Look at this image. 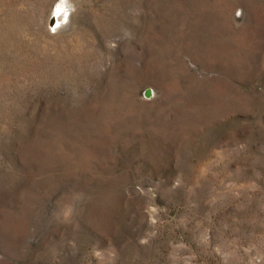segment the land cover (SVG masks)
I'll return each mask as SVG.
<instances>
[{
    "label": "rangeland",
    "instance_id": "rangeland-1",
    "mask_svg": "<svg viewBox=\"0 0 264 264\" xmlns=\"http://www.w3.org/2000/svg\"><path fill=\"white\" fill-rule=\"evenodd\" d=\"M0 264H264V0H0Z\"/></svg>",
    "mask_w": 264,
    "mask_h": 264
},
{
    "label": "bare ground",
    "instance_id": "bare-ground-1",
    "mask_svg": "<svg viewBox=\"0 0 264 264\" xmlns=\"http://www.w3.org/2000/svg\"><path fill=\"white\" fill-rule=\"evenodd\" d=\"M55 15H56V21H59L61 19V16L57 12L55 13ZM54 18H55L54 16H53V18H51V19H53L52 23H54Z\"/></svg>",
    "mask_w": 264,
    "mask_h": 264
},
{
    "label": "water",
    "instance_id": "water-1",
    "mask_svg": "<svg viewBox=\"0 0 264 264\" xmlns=\"http://www.w3.org/2000/svg\"><path fill=\"white\" fill-rule=\"evenodd\" d=\"M52 20H53V19L50 20L51 23H52Z\"/></svg>",
    "mask_w": 264,
    "mask_h": 264
}]
</instances>
